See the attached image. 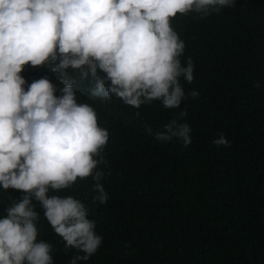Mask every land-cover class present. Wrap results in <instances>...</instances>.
I'll return each instance as SVG.
<instances>
[{"label":"trees","instance_id":"obj_1","mask_svg":"<svg viewBox=\"0 0 264 264\" xmlns=\"http://www.w3.org/2000/svg\"><path fill=\"white\" fill-rule=\"evenodd\" d=\"M172 26L185 43L182 63H194L193 81H180L187 98L173 109L159 100L139 109L115 97L102 103L76 77L78 101L95 108L109 133L99 165L108 200L94 199L91 176L49 195L80 199L96 221L102 243L81 264H264V0H235L207 17L177 14ZM21 75L59 85L43 66L26 65ZM181 110L191 143L156 139ZM220 133L227 146L213 143ZM20 195L0 192V215ZM33 203L38 239L53 245L54 264H67L76 250L65 251Z\"/></svg>","mask_w":264,"mask_h":264},{"label":"clouds","instance_id":"obj_2","mask_svg":"<svg viewBox=\"0 0 264 264\" xmlns=\"http://www.w3.org/2000/svg\"><path fill=\"white\" fill-rule=\"evenodd\" d=\"M234 3L0 0V192L21 193L0 215V264H54L53 245L38 239L40 212L33 200L65 251L76 250L67 264L88 261L102 243L85 203L72 195H49L91 176L94 199L108 200L99 165L106 164L109 133L98 124L95 108L78 101L76 77L86 80L90 95L102 103L115 97L136 109L153 100L178 108L187 98L181 78L193 81L194 63L191 57L182 63L185 43L172 19L219 14ZM26 65L47 68L62 86L47 76L27 82L21 75ZM185 116L181 110L156 139L189 145L192 129L182 122ZM213 143L229 141L220 133Z\"/></svg>","mask_w":264,"mask_h":264}]
</instances>
